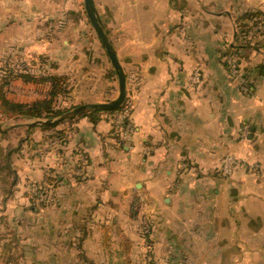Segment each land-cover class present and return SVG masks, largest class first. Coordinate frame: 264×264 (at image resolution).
<instances>
[{
	"label": "crops",
	"instance_id": "0c3cea01",
	"mask_svg": "<svg viewBox=\"0 0 264 264\" xmlns=\"http://www.w3.org/2000/svg\"><path fill=\"white\" fill-rule=\"evenodd\" d=\"M94 1L106 32L114 18L127 35L123 45L108 32L126 75L137 72L134 106L123 123L79 115L57 126L61 139L31 122L0 128V148L18 162L0 178V264H264V26L242 48L247 90L221 58L236 17L264 11V0ZM8 14L9 30L25 15L33 28L30 8ZM227 154L242 167L219 191L213 171ZM47 178L50 198L33 205L30 186ZM213 186L221 203L202 200Z\"/></svg>",
	"mask_w": 264,
	"mask_h": 264
},
{
	"label": "rangeland",
	"instance_id": "374dc122",
	"mask_svg": "<svg viewBox=\"0 0 264 264\" xmlns=\"http://www.w3.org/2000/svg\"><path fill=\"white\" fill-rule=\"evenodd\" d=\"M23 7L33 10V28L26 30L28 24L26 22L31 21L29 18L30 16L25 15L22 19H16L23 23L19 30H9V16L6 17L5 15H9L8 13H13L14 11H22ZM224 8L227 7H223L220 11H223ZM111 19H113L112 22L110 19H105L107 22L106 24L110 25L108 26L109 30H107L112 37H117V39L122 38V44L124 45L127 40V35L124 33L117 34L116 30L120 25L115 22L114 18ZM202 20L203 18H201V21ZM116 25L119 26L117 27ZM185 26V23L182 24V28ZM0 28H3L0 31V91H2V94L9 101L29 103L36 99H43L46 96L47 91H49L47 88L49 87V82L33 81L32 83L28 81V79L26 80V77H29V74L31 75L33 73H36L34 74L36 77L47 74L68 77V84L62 85L68 87V91L66 92L67 97L62 96L61 98L66 97L62 99V101L69 103V105L75 104L74 107L84 103H91L93 100L101 102L110 101L118 95V78L106 49L87 15L84 0H30L28 2L26 1V3L21 0H0ZM252 34L253 31L249 33V36ZM20 35L22 36V40L19 41L16 39L17 41H15V38L19 39ZM206 35L210 36L208 32H204V37H206ZM133 38L135 40L136 38L140 39V34L137 36L134 35ZM231 41H233V45L235 46L246 42L242 37L238 40L229 38V40H226L224 43L225 48L223 47V50L221 49V58L223 63H227L229 66L227 69L229 74L234 79L239 78L241 83L244 84L243 88L247 90L249 86L247 85L249 82L248 77L251 76V74L247 67L240 64L242 63V58L244 60V56L241 57L242 50H237L236 47L235 49H231L230 47L233 46L229 44ZM128 48L129 46L127 44L119 49L121 57H126V55L131 54L132 51ZM238 59H240L239 62ZM230 61L239 65V68H237L238 70H236L237 76L231 71L232 63H230ZM232 70L235 71L234 67H232ZM112 71H114L113 75H111ZM135 72L136 71L133 73ZM133 73L129 72L127 74V77L129 76L128 96L121 106L122 110L115 114L117 121L120 122L123 120L126 121L127 118L129 119L131 109L134 106V94L137 90L136 84H138V81H136V84L134 83L135 80L131 76ZM23 74H28V76H22ZM9 75H11V77H8L9 79L7 80L6 76ZM110 80H112V83ZM58 102L61 103V100ZM126 111L129 116L126 115ZM58 116L47 119H54ZM37 120L46 119L30 118L24 114L12 117H4L0 114L1 128L5 129L7 133L15 126H25L27 125L26 123ZM22 134H24L23 136L25 137V132H22ZM22 134L18 136L12 134V139L18 140ZM1 143L2 142H0V146ZM42 146L45 148L44 145ZM42 146L39 144L37 145V147L44 149ZM8 147L9 146H7L6 149H9ZM4 152L8 153L9 150ZM228 155L229 154L225 155L219 161L218 167L215 169L217 172L213 171L214 176L219 180V191L222 185H226L227 182H231V185L232 182L238 183V179L234 178V175H236L237 171L242 167V163L233 155L235 160H226L225 157ZM14 160L10 161V166L12 164L13 168L15 165L14 162H17ZM252 166L253 165H250L248 167L254 170L256 167ZM246 182L249 184L252 183L249 180H246ZM196 184L198 186V191L203 188V182L199 180L197 182L196 180ZM213 189H216V187H211V193L202 198V200H213V202L221 203V193L215 192L214 194ZM211 194H213V196ZM45 196L43 192H39L36 203L40 206L44 205ZM230 200H237L236 192L231 194ZM210 213V216H213V218L220 219L221 207L210 211ZM3 216L7 217V215L3 213V209L0 208V218H3ZM247 222L252 225L253 217L247 216ZM6 228L7 227H1L0 224V235L7 230ZM251 251L252 250L248 252ZM191 260H193L191 264H203L207 261V258Z\"/></svg>",
	"mask_w": 264,
	"mask_h": 264
},
{
	"label": "trees",
	"instance_id": "16d2710c",
	"mask_svg": "<svg viewBox=\"0 0 264 264\" xmlns=\"http://www.w3.org/2000/svg\"><path fill=\"white\" fill-rule=\"evenodd\" d=\"M260 25L264 26V11L260 9H251L249 11H246L242 13L241 15L236 17V27H237V34L236 39L238 40L240 37L244 38L246 42L241 45H233L230 48L237 50H242L245 46H251L255 47L256 44H258V41H255V38H259V35L263 30L259 29L258 27ZM253 31V34L249 36V33ZM264 33V32H263ZM239 57V56H237ZM240 59H238V62ZM242 61V60H241ZM242 64V63H240ZM227 69L229 66L227 63L225 64ZM33 74H23L22 76L26 77V80L34 82H49V87L47 91L46 96L43 99H36L29 103H21V102H12L6 99V97L2 94V91H0V114L4 117H12V116H18V115H25L30 118H52L55 116H58L71 107H74L75 104L69 105L67 102H63L62 99H65L67 96L66 92L68 91V87L62 86L63 84H68V77H62L58 75H40L36 77V75ZM114 74V71L111 72V75ZM11 77V75L6 76V79L8 80ZM14 77V76H13ZM67 81V82H66ZM247 85H250L247 83ZM70 89V88H69ZM62 96H66L65 98H61ZM61 98V99H60ZM61 100V103L58 101ZM122 108L119 107L117 109L113 110H98V111H91L84 113L82 115L86 116H92L94 119L96 117H99L102 113H117L121 111ZM81 116V115H80ZM72 119H68L61 124L65 122H70ZM59 124V125H61ZM39 127L46 129V130H52L54 131L51 135L52 136H59L60 139L64 136L60 133L63 131V129H57L58 125H45V124H39ZM9 150V149H8ZM10 151V150H9ZM2 148H0V178L4 179L6 177H11V175L14 173V171L11 169L10 166V159L11 155L8 152H4ZM53 180L50 178L45 179L41 183H33L30 186L29 191L27 192L28 199L33 205H38L36 203L37 197L39 192H43L46 195L44 205L46 204L47 199L50 198L51 194L49 193L50 187H54L56 185L55 182H52Z\"/></svg>",
	"mask_w": 264,
	"mask_h": 264
},
{
	"label": "water",
	"instance_id": "95a60500",
	"mask_svg": "<svg viewBox=\"0 0 264 264\" xmlns=\"http://www.w3.org/2000/svg\"><path fill=\"white\" fill-rule=\"evenodd\" d=\"M84 3H85V9L91 21V24L93 28L95 29L103 46L105 47L106 52L115 70L116 76L118 78V83H119L118 95L114 99L110 101H106V102H91V103L80 104L64 112L62 115L58 116L57 118L33 121L29 124L30 126H36L39 124L59 125L68 119H73L87 112L117 109L121 107L122 104L126 101V98L128 96V86H127V75L124 70V67L122 66L120 62L117 51L114 47V44L109 34L106 32L101 22V19L99 18L95 1L94 0H84ZM0 128H1V124H0Z\"/></svg>",
	"mask_w": 264,
	"mask_h": 264
},
{
	"label": "built area",
	"instance_id": "2783aa9c",
	"mask_svg": "<svg viewBox=\"0 0 264 264\" xmlns=\"http://www.w3.org/2000/svg\"><path fill=\"white\" fill-rule=\"evenodd\" d=\"M230 63H232V61H230ZM238 66H239V65H236V64L232 63V67H234V70H235V71L232 70V67H231V71H232L233 74H235V76H237V75H236V74H237L236 70H238V69H237V68H239ZM235 68H236V69H235ZM126 115H128V112H127V111H126ZM123 119H124V118H123ZM120 120H121V119H120ZM123 122H124V120H123L122 122H120V123H123ZM225 159H226V160H235L234 157H233L232 155H228L227 157H225ZM225 159H224V160H225Z\"/></svg>",
	"mask_w": 264,
	"mask_h": 264
}]
</instances>
